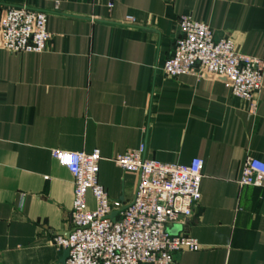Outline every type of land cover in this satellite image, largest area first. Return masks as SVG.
I'll return each instance as SVG.
<instances>
[{"label": "crops", "instance_id": "obj_1", "mask_svg": "<svg viewBox=\"0 0 264 264\" xmlns=\"http://www.w3.org/2000/svg\"><path fill=\"white\" fill-rule=\"evenodd\" d=\"M18 6L48 12L52 38L43 53L0 48V264H64L74 179L54 150H100L117 211L138 177L113 158L143 144L148 159L204 163L193 216L170 229L200 247L176 264H264V184H240L247 157L264 160V84L252 115L226 79L162 71L184 14L264 60V0H0V19Z\"/></svg>", "mask_w": 264, "mask_h": 264}, {"label": "built area", "instance_id": "obj_2", "mask_svg": "<svg viewBox=\"0 0 264 264\" xmlns=\"http://www.w3.org/2000/svg\"><path fill=\"white\" fill-rule=\"evenodd\" d=\"M49 15L25 6L7 8L0 19V48L13 53L45 52L52 38ZM126 21L134 24L136 18L128 16ZM177 28L179 37L162 66L163 73L170 78L226 79L233 96L247 101L251 114L256 115L264 60L240 53L232 37L217 39L208 24L188 14L179 18ZM145 152L143 144L113 158L118 167L138 177L133 202L115 211L99 183L100 150L53 151L74 179L69 237L55 238L61 251H69L65 264H176L177 253L199 249L195 238L174 235L170 229L185 224L194 214L201 199L203 160L195 158L188 165L163 163L146 158ZM240 184L262 187L264 160L247 157ZM89 191L95 199L94 209L87 205Z\"/></svg>", "mask_w": 264, "mask_h": 264}, {"label": "water", "instance_id": "obj_3", "mask_svg": "<svg viewBox=\"0 0 264 264\" xmlns=\"http://www.w3.org/2000/svg\"><path fill=\"white\" fill-rule=\"evenodd\" d=\"M117 214H118V213L115 212V213L112 215V217H113V218L116 217ZM179 228H180L179 226L175 227V228L173 229V231H172V234H176V233L179 231ZM176 235H177V234H176ZM63 236H65V237H69V232L64 233ZM68 255H69V251H68V250L64 251V257H63V262H64V264H65V262H66V259L68 258Z\"/></svg>", "mask_w": 264, "mask_h": 264}]
</instances>
